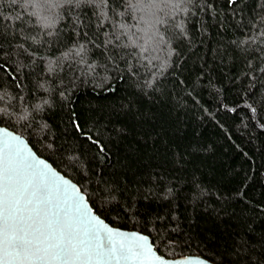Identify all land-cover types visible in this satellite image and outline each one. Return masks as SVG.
<instances>
[{"label": "trees", "instance_id": "trees-1", "mask_svg": "<svg viewBox=\"0 0 264 264\" xmlns=\"http://www.w3.org/2000/svg\"><path fill=\"white\" fill-rule=\"evenodd\" d=\"M157 7L165 21L158 32L145 12L123 4L117 11L124 17L100 28L94 19L75 25L79 10L27 9L31 27L17 22L24 30L6 46L9 56L0 57V124L75 182L101 218L148 235L167 259L261 264L264 73L255 69L264 64L241 51L259 41L237 45L257 36L256 27L264 31V0L186 3L187 12L175 13L183 34L167 29L170 7ZM9 8V0L0 5L15 18L20 10ZM117 22L130 29L122 41L148 49L143 58L113 54L107 41L119 34L111 26ZM156 35L165 43L157 44Z\"/></svg>", "mask_w": 264, "mask_h": 264}, {"label": "snow or ice", "instance_id": "snow-or-ice-1", "mask_svg": "<svg viewBox=\"0 0 264 264\" xmlns=\"http://www.w3.org/2000/svg\"><path fill=\"white\" fill-rule=\"evenodd\" d=\"M3 3L4 0H0V5ZM9 3V11H20L15 18L0 11V57L9 56L6 46L12 45L13 40L24 30L21 23L17 22L31 27L24 21V15L28 14L29 8L47 6L51 10L59 6L65 8L69 14L73 10H79L73 21L75 25L83 26L85 20L94 19L93 26L100 28L106 21L124 17V12L117 11L123 4L125 11L145 12L152 19V22L145 23L158 32L159 26L164 25L165 21L159 19L163 8L157 6L165 5L170 7L172 13V23L167 29H179L183 34L184 25L175 22V13L187 12L188 9L183 5L197 4V0H9ZM229 3L234 4L236 0H229ZM207 7L211 8V4ZM88 12L92 15L88 16ZM80 14H83L84 20L80 19ZM31 15L35 16L36 13ZM140 20L143 21L144 17L141 16ZM261 25H264V18L261 19ZM111 26L120 30L118 35L112 33L115 40L107 41L112 45L113 54L118 55L120 59L126 56L143 58L148 52L146 47L134 40L124 42L129 41L130 29L127 24L117 22ZM44 27L51 28L52 25L45 23ZM255 30L257 36H250L247 40L240 41L237 46L259 41L258 47L242 48L241 51L250 54L252 59H260L261 64H264V31H261L260 27ZM48 35L55 33L49 32ZM84 35L87 37L86 32ZM132 35L135 36V33ZM121 37H124V41ZM31 39L35 42L34 38ZM155 39L157 44L165 43L163 36L156 35ZM20 47L22 48V45ZM133 48L137 51H132ZM83 51L84 45L81 44L76 48L75 54L79 56ZM29 55L35 56L34 53ZM68 55L69 52L64 53L65 58ZM248 63L251 66V60ZM113 67L115 71H120L118 64ZM88 68L92 71L95 65L89 64ZM53 70L50 65L49 71ZM127 70L134 75L130 65ZM255 70L264 73V67L261 65H257ZM38 86L44 87L43 84ZM108 90L115 91V88L110 87ZM2 99L3 97H0V100ZM20 99L23 100V97ZM41 107V104L35 105L36 109ZM4 114L5 109L0 108V116ZM76 127L79 129L78 124ZM0 133L7 138L0 141V264H189L188 258L168 261L156 255L155 242H150L148 235L110 228L93 214L81 190L62 177L46 161L37 157L20 136L13 135L6 129H0ZM93 143L98 145L101 152L106 151L98 140ZM160 227V224H157L155 230L159 231ZM247 246L241 244V247ZM261 264H264V260Z\"/></svg>", "mask_w": 264, "mask_h": 264}, {"label": "water", "instance_id": "water-1", "mask_svg": "<svg viewBox=\"0 0 264 264\" xmlns=\"http://www.w3.org/2000/svg\"><path fill=\"white\" fill-rule=\"evenodd\" d=\"M0 129H6L9 133L13 134V135H16V136H20L22 138V140L25 141V143L27 144V147L29 149H31V151L37 156L39 157L40 159H43L44 161H46L55 171H57L62 177H64L65 179L69 180L72 184H75L80 190L81 188L75 183L73 182L69 177L65 176L63 173H61L59 170H57L48 160H46L45 158L39 156L36 151L31 147V145L28 143V141L21 135L13 132L12 130L8 129L7 127H4V126H1L0 124ZM7 139L6 137H4L3 133H0V141L2 140H5ZM82 194L85 196V199H86V202L88 204V207L92 210L93 214L98 216L101 220L104 221L105 224H107L110 228L112 229H117V230H120V231H123V232H126V233H132V232H136V233H140L138 231H129V230H123V229H120V228H116V227H113L111 226L108 222H106L103 218H101L94 210V208L91 206L89 200H88V197L86 196V194L81 190ZM146 235V234H144ZM150 238V242H152V239L151 237ZM154 251L156 253V255L158 256H162L159 254V252L155 249V246H154ZM165 260H168V261H178V260H183L185 258H188L189 259V264H197V262H203V264H215L213 262H211L210 260L208 259H205L203 257H200V256H188V257H184V258H179V259H167L166 257L162 256Z\"/></svg>", "mask_w": 264, "mask_h": 264}]
</instances>
